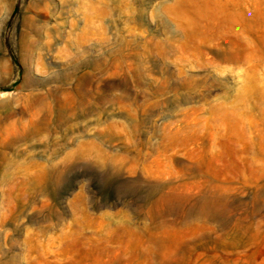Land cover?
<instances>
[{
	"label": "rangeland",
	"instance_id": "1",
	"mask_svg": "<svg viewBox=\"0 0 264 264\" xmlns=\"http://www.w3.org/2000/svg\"><path fill=\"white\" fill-rule=\"evenodd\" d=\"M0 264H264V0H0Z\"/></svg>",
	"mask_w": 264,
	"mask_h": 264
}]
</instances>
